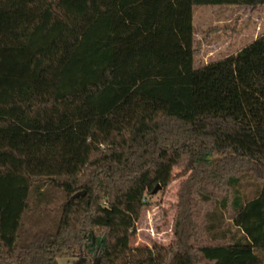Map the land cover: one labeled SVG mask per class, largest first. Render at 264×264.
<instances>
[{
	"label": "trees",
	"instance_id": "trees-1",
	"mask_svg": "<svg viewBox=\"0 0 264 264\" xmlns=\"http://www.w3.org/2000/svg\"><path fill=\"white\" fill-rule=\"evenodd\" d=\"M257 6L0 0V264L80 258L91 236L95 264H264V128L199 118L194 98V8ZM175 169L173 241L132 247ZM205 180L223 181L219 198L198 196ZM51 210L54 229H24Z\"/></svg>",
	"mask_w": 264,
	"mask_h": 264
},
{
	"label": "rangeland",
	"instance_id": "rangeland-1",
	"mask_svg": "<svg viewBox=\"0 0 264 264\" xmlns=\"http://www.w3.org/2000/svg\"><path fill=\"white\" fill-rule=\"evenodd\" d=\"M193 24L196 39L194 98L199 118L231 117L234 120L264 128V6L257 7H195ZM247 151H256V141L240 134ZM174 176L167 188L153 194L136 223L131 246L153 244L168 246L174 239L172 223L177 212L179 192L187 177ZM223 181L205 180L198 196L208 194L219 198ZM30 202L35 205L31 196ZM53 208V205H51ZM28 216V217H27ZM25 230L54 229L59 217L51 210L36 226L28 214ZM104 251V240L88 238L85 254L80 258H61L59 264H95Z\"/></svg>",
	"mask_w": 264,
	"mask_h": 264
},
{
	"label": "water",
	"instance_id": "water-1",
	"mask_svg": "<svg viewBox=\"0 0 264 264\" xmlns=\"http://www.w3.org/2000/svg\"><path fill=\"white\" fill-rule=\"evenodd\" d=\"M161 190V186L160 185H157L156 186V188L154 189V191H153V194H156L158 191H160ZM80 196V194H76L75 196H74V198H77V197H79Z\"/></svg>",
	"mask_w": 264,
	"mask_h": 264
}]
</instances>
